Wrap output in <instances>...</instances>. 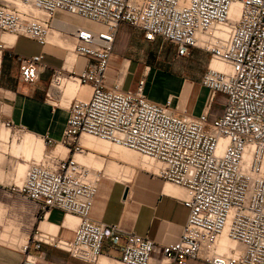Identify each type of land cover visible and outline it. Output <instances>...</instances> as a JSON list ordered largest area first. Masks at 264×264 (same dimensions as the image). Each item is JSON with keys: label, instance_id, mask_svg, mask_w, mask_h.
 Returning <instances> with one entry per match:
<instances>
[{"label": "built area", "instance_id": "1", "mask_svg": "<svg viewBox=\"0 0 264 264\" xmlns=\"http://www.w3.org/2000/svg\"><path fill=\"white\" fill-rule=\"evenodd\" d=\"M235 4L239 14L232 19ZM60 10L99 22L103 29L75 27L74 53L86 58L87 65L79 73L54 69L47 97L54 100L53 90L63 94L68 80L77 82L78 91L90 89L69 105L62 144L72 155H43L31 162L17 191L36 204L40 219L58 209L78 222L73 239L37 229L22 250L48 243L95 263L109 240L120 245L122 264H152L156 251L177 264H264V0H0V66L8 49L4 33L45 46ZM123 23L140 30L148 42L161 38L173 44L179 58L196 48L208 53L201 84L212 98L225 96L223 112L213 116L211 106L198 116L177 112L170 99L150 100L144 81L135 90L119 81L109 85ZM10 56H15L23 82L38 79L44 54ZM213 61L230 69H217ZM1 124L14 125L0 116ZM83 134L140 152L153 160V175L184 188L189 215L177 242L159 247L147 237L92 219L103 173H93L76 158L90 150L81 142ZM46 143L54 145L49 137ZM224 231L242 245L239 254L214 253ZM23 264L40 263L28 255Z\"/></svg>", "mask_w": 264, "mask_h": 264}, {"label": "crops", "instance_id": "2", "mask_svg": "<svg viewBox=\"0 0 264 264\" xmlns=\"http://www.w3.org/2000/svg\"><path fill=\"white\" fill-rule=\"evenodd\" d=\"M76 20L85 21L62 11L55 14L54 29L66 33L69 37L67 42H70L71 46L72 31L75 27L81 26ZM94 24L100 27L99 29H103L101 24ZM13 37L9 34L2 35L8 49L3 52L0 66V116L2 121H11L14 124L12 128L2 127V124L0 126V264H23L28 255L37 258L40 264H122L120 245H115L109 240L105 241L103 252L95 263L75 258L67 251L48 243H42L39 249L31 245L26 253L22 250L37 229L68 240L74 237L78 222L76 216L54 209L46 219H40L36 204L17 190L24 182L30 163L37 161L36 155H41V159L45 155V150L51 152L52 156L72 155L71 148L62 144L69 117V105L73 97L85 95L90 88L81 86L79 91L77 89V93L74 87L73 94L67 99L65 94L68 87H65L63 94L54 92L52 101L47 97V93L50 90L53 70L64 67L79 73L87 65L86 58L75 55L74 62L68 65L67 55L71 53L66 50L67 47L57 44L41 46L31 38ZM11 52L24 56L44 54L39 76L35 82L22 81L19 64L15 56H10ZM206 60L210 61L208 53ZM146 73L148 79L144 91L154 100L151 73L149 74L148 71ZM113 83L108 81L109 85ZM166 97L167 95H163L154 101L164 103L170 99L172 106L178 108L174 99ZM211 100H213L212 96ZM180 112L198 116L203 113V108L197 105L191 107L185 105ZM46 137L51 138L54 145L48 146ZM29 138L34 141H29ZM83 145L92 150L88 154L81 155L83 164H94L96 169H104L106 174L117 175L122 163L127 166L126 170L130 173H132L131 166L146 170L128 180H120L103 173L94 198L92 219L147 237L159 247L177 242L189 215V210L183 204L186 195L184 188L153 175L150 172L153 169V160L137 152L89 138L83 140ZM101 154L111 155L114 161L105 163V158ZM151 263L177 264L165 259L159 251L153 254ZM187 264H205V262L189 260Z\"/></svg>", "mask_w": 264, "mask_h": 264}, {"label": "rangeland", "instance_id": "3", "mask_svg": "<svg viewBox=\"0 0 264 264\" xmlns=\"http://www.w3.org/2000/svg\"><path fill=\"white\" fill-rule=\"evenodd\" d=\"M76 23L81 26L86 25L87 27L96 30H99L100 28L89 20H76ZM121 25V29L117 34L114 44V52L108 71V81H112V83L119 81L124 88L132 90H135L139 83L144 81L145 89L148 79L146 71H148L149 74L151 73L150 81L153 82L154 86L152 91V98L154 100L163 97V95H167L168 98L175 100V105L178 106V108L175 107L177 112H180L181 108H184L185 105L188 107L195 105L201 106L203 112H205L207 108H209L210 103V112L213 115H220L223 112L225 96L221 93H217L209 103L211 93L201 84L202 73L208 65L207 63H209L208 60H206V52L196 49L191 52L188 57L179 58L176 55L175 46L173 44L165 42L161 38H158L153 42H148L144 39L143 33L140 30L127 23ZM63 40L64 39L61 41L64 42ZM72 53H74V46L72 47ZM74 57H76L75 53ZM162 72H165L166 74ZM149 99L152 100L151 98ZM63 104L68 105V103ZM51 154V152L45 150V156H50ZM40 156L41 155H36L37 160L40 159ZM63 157H65V155H63ZM103 157L105 158V163L114 161L111 155H103ZM76 158L82 162L81 154H77ZM125 161L134 165V163H131L128 160ZM122 164L123 165L120 166L117 175L111 174L113 177L120 180H128L142 172H146V170L131 166L132 173H130L126 170L127 166L124 163ZM85 165L89 166L93 173H95L96 170H99L96 169L97 167H95L94 164ZM128 167L130 166L128 165ZM101 170L102 173L106 174L104 169ZM226 235L224 234L223 236L225 237ZM223 236L217 239L214 248L215 254L217 253L219 246H222L221 243L222 239H224ZM226 238L228 239L227 236ZM228 241L231 243L233 242L229 239ZM232 249L233 248H231V250Z\"/></svg>", "mask_w": 264, "mask_h": 264}, {"label": "bare ground", "instance_id": "4", "mask_svg": "<svg viewBox=\"0 0 264 264\" xmlns=\"http://www.w3.org/2000/svg\"><path fill=\"white\" fill-rule=\"evenodd\" d=\"M60 11H61V10H60ZM57 12H59V11H57ZM57 12H56V13H57ZM62 12H65V11H62ZM66 13H69V14H72V15L79 16V17L82 18V19L89 20V21L94 22V23H99V22L92 21L91 19L84 18V17H82V16H80V15H78V14H76V13H71V12H66ZM238 14H239V5L235 4V5L232 6L230 16H231L232 19H236V18L238 17ZM54 22H55V21H54ZM54 22H53V27L51 28V32H50V35H49V38H48V44H57V45H59V46L63 45L64 47H67L66 50L69 51V53H71V54H68V55H67V64H68V65H69V64H72V63L74 62V60H75L74 53L72 54V47L74 46V43H73L72 47H70V46H71V45H70L71 43H70V42H67V38H69V37H67L66 33H61V32H58L57 30H55V29H54ZM99 24H100V23H99ZM101 25H102V24H101ZM69 29H70V28H69ZM74 30H75V29H73V31H72V35L70 36V37L72 38V41H73V33H74ZM4 34H8V33H4ZM9 35H11V34H9ZM12 36H14V35H12ZM14 37H16V36H14ZM62 39H64V40H63L64 42L61 41ZM68 40H70V39H68ZM68 46H69V47H68ZM71 56H73V57H71ZM212 66L215 67V68H217V69H220V70H223V69L229 70V69H230V66H229L228 64H226V63H222V62H217V61H213V62H212ZM68 85H69V86H68ZM76 86H77V87H76ZM65 87H66V88L68 87V89H67V91H66V94H65V97L68 99V98H70V96L73 94V88H74V87H75V89H76V91H77V89H78V84H77L76 81L68 80V81L66 82V84L64 85L63 90L66 89ZM54 92L59 93L58 90H54V91H53V94H54ZM59 94H60V93H59ZM211 96H212V95H211ZM210 100H211V97L209 98V101H210ZM85 138H89V139H93V140H101V141H104V142H108V143H110V144H113V143H111L110 141H107V140H104V139H101V138H98V137H95V136H93V135H89V134H83V135H82V137H81V142H82V144H83V140H84ZM29 139H30L29 141H31V142L34 141V140H33V141L31 140L32 138H29ZM113 145L118 146V147H122V148H125V149H128V150H131V151H134V152H137V153H139L140 155H142V156H144V157H146V158H149V157H147V156L141 154L140 152H138V151H136V150H134V149H130V148H127V147H125V146L117 145V144H113ZM90 152H92L91 149H90L89 151H87L86 154H88V153H90ZM81 155H82V154H81ZM101 156H103V155L101 154ZM149 159H151V158H149ZM70 215H72V214H70ZM77 219H78V218H77ZM224 234H225V235L227 234L226 231H224L223 234H221L219 237L223 236ZM226 236L228 237L229 240H231V241H233V242H232V243L229 242L228 239L226 238ZM226 236H225V237L223 236L224 239H222V243H221L222 246H219L216 255H219V256H232V255H237V254H239V253L242 251V245L239 244L238 242H235L234 240L230 239L228 235H226ZM219 237H218V238H219ZM220 241H221V240H220ZM231 248H233V249L231 250ZM233 251H234V252H233Z\"/></svg>", "mask_w": 264, "mask_h": 264}]
</instances>
